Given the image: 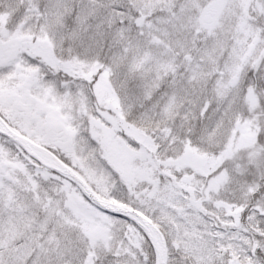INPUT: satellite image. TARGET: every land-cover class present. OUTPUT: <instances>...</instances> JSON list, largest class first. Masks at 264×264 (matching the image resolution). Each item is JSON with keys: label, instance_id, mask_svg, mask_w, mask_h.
<instances>
[{"label": "snow or ice", "instance_id": "1", "mask_svg": "<svg viewBox=\"0 0 264 264\" xmlns=\"http://www.w3.org/2000/svg\"><path fill=\"white\" fill-rule=\"evenodd\" d=\"M0 264H264V0H0Z\"/></svg>", "mask_w": 264, "mask_h": 264}]
</instances>
